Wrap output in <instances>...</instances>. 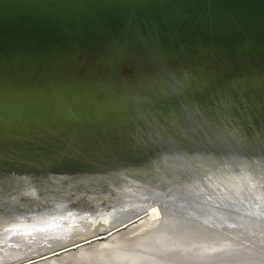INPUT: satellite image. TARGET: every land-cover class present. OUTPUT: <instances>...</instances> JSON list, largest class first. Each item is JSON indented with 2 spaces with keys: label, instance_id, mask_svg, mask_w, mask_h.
<instances>
[{
  "label": "water",
  "instance_id": "obj_1",
  "mask_svg": "<svg viewBox=\"0 0 264 264\" xmlns=\"http://www.w3.org/2000/svg\"><path fill=\"white\" fill-rule=\"evenodd\" d=\"M0 264H264V0H0Z\"/></svg>",
  "mask_w": 264,
  "mask_h": 264
}]
</instances>
